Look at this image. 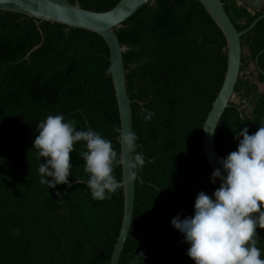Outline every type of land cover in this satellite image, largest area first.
<instances>
[{
  "label": "trees",
  "instance_id": "1",
  "mask_svg": "<svg viewBox=\"0 0 264 264\" xmlns=\"http://www.w3.org/2000/svg\"><path fill=\"white\" fill-rule=\"evenodd\" d=\"M77 1L103 13L120 0ZM239 32L264 14L239 0H220ZM0 12V264H110L124 215V190L94 200L84 184L83 141L70 152L72 186L40 183L36 125L49 114L92 128L119 154L121 127L110 51L98 35ZM122 46L133 132L145 164L135 182L134 213L119 264H194L171 226L192 215L196 195H211L212 170L203 156V125L227 70L226 39L198 0H155L116 30ZM236 99L216 131L221 157L235 151V132L264 125V19L242 38ZM255 81L262 87H259ZM147 112L152 119H143ZM113 175L122 180L117 165ZM50 179V178H49ZM143 181L142 183L140 181ZM59 191L61 196H57ZM264 258V229L257 228ZM143 254L141 258L140 254Z\"/></svg>",
  "mask_w": 264,
  "mask_h": 264
},
{
  "label": "clouds",
  "instance_id": "2",
  "mask_svg": "<svg viewBox=\"0 0 264 264\" xmlns=\"http://www.w3.org/2000/svg\"><path fill=\"white\" fill-rule=\"evenodd\" d=\"M152 116L147 112L143 119L149 121ZM75 123L66 121L62 114H49L37 123L32 148L38 160L44 158L38 165L40 183L49 189L57 185L70 188L68 177L73 166L69 153L74 152L76 142L83 141L86 150L79 157L87 179L75 181L89 189L92 199H110L118 189L133 186L145 164L142 152L137 151L136 134L122 127L114 129L122 146L118 154L99 132L77 130ZM214 132L212 129L210 134ZM234 140L236 150L218 158L220 167L209 178L213 184L219 181V186L211 195L204 191L196 195L192 215L181 219L178 213L170 221L182 234L181 242L188 244L186 255L194 264H264L256 231L264 229V125L252 134L247 127H240ZM117 165L126 170L122 180L113 175Z\"/></svg>",
  "mask_w": 264,
  "mask_h": 264
},
{
  "label": "water",
  "instance_id": "3",
  "mask_svg": "<svg viewBox=\"0 0 264 264\" xmlns=\"http://www.w3.org/2000/svg\"><path fill=\"white\" fill-rule=\"evenodd\" d=\"M154 1L155 0H120L110 11L98 13L83 9L78 1L75 4H71L66 0H0V12L19 14L36 21V26L42 36V41L27 57H29L33 51L39 49L44 42L43 33L40 28L43 22L59 24L70 29H81L100 36L107 44L110 51L111 76L120 114L121 127L133 132L131 100L128 94L126 83L127 71L123 59V55L128 52L130 48L121 45L116 30L121 28L123 23L133 16L140 8ZM198 2L221 30L227 44V70L223 84L203 125V156L208 166L213 171L220 167L217 162L220 156L215 146L216 131L225 111L230 107L236 97L235 88L241 74L244 52L241 40L264 19V14L256 18L247 29L239 32L231 22L220 0H198ZM239 4H246L249 6L250 11L259 10L264 5V0H239ZM262 54H264V51L259 53L255 58L252 63L253 68L259 69L258 61ZM255 83L259 87H262L257 81H255ZM212 129L215 130L214 135L210 134ZM126 174V170L122 169V178L124 175L126 177ZM123 190V221L110 264H119L133 220L135 182L133 186H129L128 188L125 187Z\"/></svg>",
  "mask_w": 264,
  "mask_h": 264
},
{
  "label": "rangeland",
  "instance_id": "4",
  "mask_svg": "<svg viewBox=\"0 0 264 264\" xmlns=\"http://www.w3.org/2000/svg\"><path fill=\"white\" fill-rule=\"evenodd\" d=\"M236 99V98H235ZM235 99H234V101H235Z\"/></svg>",
  "mask_w": 264,
  "mask_h": 264
}]
</instances>
